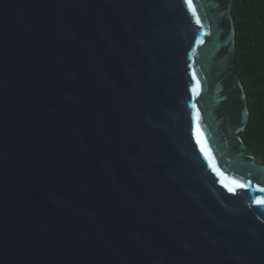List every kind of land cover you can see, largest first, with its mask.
Wrapping results in <instances>:
<instances>
[{
    "label": "water",
    "instance_id": "1",
    "mask_svg": "<svg viewBox=\"0 0 264 264\" xmlns=\"http://www.w3.org/2000/svg\"><path fill=\"white\" fill-rule=\"evenodd\" d=\"M231 9L0 0V264H264Z\"/></svg>",
    "mask_w": 264,
    "mask_h": 264
},
{
    "label": "trees",
    "instance_id": "2",
    "mask_svg": "<svg viewBox=\"0 0 264 264\" xmlns=\"http://www.w3.org/2000/svg\"><path fill=\"white\" fill-rule=\"evenodd\" d=\"M235 68L244 89L248 121L240 137L264 163V0H232Z\"/></svg>",
    "mask_w": 264,
    "mask_h": 264
},
{
    "label": "rangeland",
    "instance_id": "3",
    "mask_svg": "<svg viewBox=\"0 0 264 264\" xmlns=\"http://www.w3.org/2000/svg\"><path fill=\"white\" fill-rule=\"evenodd\" d=\"M256 158H257V160H258V162H259V157H257V156H255Z\"/></svg>",
    "mask_w": 264,
    "mask_h": 264
},
{
    "label": "snow or ice",
    "instance_id": "4",
    "mask_svg": "<svg viewBox=\"0 0 264 264\" xmlns=\"http://www.w3.org/2000/svg\"><path fill=\"white\" fill-rule=\"evenodd\" d=\"M230 191H231V189H230Z\"/></svg>",
    "mask_w": 264,
    "mask_h": 264
}]
</instances>
